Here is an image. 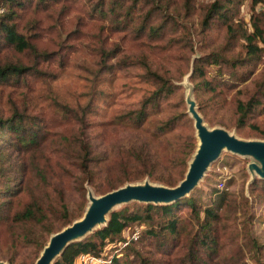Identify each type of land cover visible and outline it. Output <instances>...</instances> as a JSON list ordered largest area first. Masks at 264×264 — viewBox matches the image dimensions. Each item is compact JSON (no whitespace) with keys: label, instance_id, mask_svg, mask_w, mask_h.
<instances>
[{"label":"trees","instance_id":"16d2710c","mask_svg":"<svg viewBox=\"0 0 264 264\" xmlns=\"http://www.w3.org/2000/svg\"><path fill=\"white\" fill-rule=\"evenodd\" d=\"M76 1L80 0H0V43L12 55L0 62V88L29 72L43 77L47 69L48 76L54 77L58 69H48V63L58 58L63 66L68 53L79 45L99 55L101 71L114 66L139 68L154 88L100 124L108 137L100 151L92 147L86 130L92 125L86 121L87 106L79 114L64 106L62 123L73 122V117L77 129L59 131L50 130L45 118L0 110V259L4 257L8 264H14L9 253L20 243L32 250L33 257L19 264H34L49 236L82 216L88 202L85 184L102 195L146 178L174 186L184 177L196 148L191 117L171 70L151 55H166L191 66L194 96L204 119L211 118V106H231L232 126L246 138L264 140V65L258 70L264 56V0H251V29L238 17L241 0L199 4L195 0H86L80 7L83 15L65 32V17ZM258 4L263 8L255 10ZM85 18L99 23L92 44L80 40L87 32ZM188 24L199 38L201 53L196 54ZM114 33L128 38L131 53L117 57L123 45L110 40ZM47 35L52 37L51 48L40 43ZM210 65L215 73L207 76ZM256 71L249 87L238 88L226 98L238 86L235 81L245 82ZM163 105L169 113L156 116L154 112ZM217 124L225 126L221 121ZM13 148L15 160L6 161L13 157L7 150ZM252 184L253 196L264 198V179L256 178ZM250 209L244 193L227 192L217 194L210 206H203L194 194L169 204L130 202L113 209L105 225L69 243L52 264H73L81 253L98 255L108 242L118 243L126 232L131 233L133 225L144 230L110 264H120L123 256L126 264H223L219 258L225 264H246L240 235L261 264L264 244L253 237ZM136 243L154 247L157 254H143ZM228 246L230 254L224 259Z\"/></svg>","mask_w":264,"mask_h":264},{"label":"rangeland","instance_id":"374dc122","mask_svg":"<svg viewBox=\"0 0 264 264\" xmlns=\"http://www.w3.org/2000/svg\"><path fill=\"white\" fill-rule=\"evenodd\" d=\"M210 1L211 0H195V3H208ZM84 2H86V0L74 2L73 8L71 7V13L65 17V32H68L75 26L76 17L79 14L83 15V11H81L80 7ZM255 7V10H260L263 8V4H258ZM1 11H3V8L0 6V12ZM251 14V0H241L238 17H240L250 29ZM193 19L194 28H196V16H194ZM84 20L86 21L84 30L87 32L83 34L80 40H84L83 42L89 41L92 44V35L97 34L99 23L97 21H92L89 18H85ZM176 20L181 23L180 18L176 17ZM104 24H107V21H104ZM188 28L192 36H194L196 43L195 47L197 49L196 54L201 53V50L198 48L199 38L196 32L193 29H190V24H188ZM27 32L30 33L32 31L28 30ZM214 36L217 37V34L215 33ZM51 39L52 37L49 35L43 36L40 43L51 48ZM127 39L126 36H123V33H114L111 35V41H116L114 43L120 42L123 45V49L117 54V57H122L133 51ZM75 42L76 44L80 43L79 40H75ZM127 50L128 52L126 53L125 51ZM150 57L153 61L160 62L171 70L175 82L180 86V94L184 98V102L189 92L188 85L193 86L192 98L197 107V102L194 96V83L190 79V72L192 71L190 69L191 66L185 67L183 63L172 61L166 55L163 57L151 55ZM11 58L12 55H10L8 50L4 51L3 45L0 43V62ZM58 60V58H55L48 63L50 64L48 69L52 67L58 69V72L54 77L48 76L51 72L47 69H44L46 75L43 77L29 72L27 75H21L18 77L12 84L0 88V110L6 114L16 110L19 115L34 117L36 118L35 120L45 118V121L49 123L48 126L50 130L59 131L66 127H68L69 130H72L73 128L77 129V124H75L73 117V122L62 123L64 120L61 118V114L64 111V106L72 108L74 112H77L78 114L80 113L81 108L87 106L89 111L86 113V121L91 122L92 125L86 130L91 137L90 140L92 147L100 151L105 146L106 137V132H104V128L101 127L100 124L111 119L122 109L138 103L144 95L148 94L154 88V85L143 79L142 75L144 74V71L139 68L119 69L118 66H114L107 72L104 70L101 71L98 63L100 61L99 55L91 53L86 45H79L76 49L74 48L70 51L63 66L59 65ZM115 61L116 57L111 60L113 63ZM263 65L264 56L261 63H259L258 70ZM257 71L254 76L245 82L239 80L235 81V84L238 86L228 91L226 93V98L229 99L238 88L249 87L252 80L255 78ZM214 73L215 67L210 65L207 68V76H212ZM185 108L187 112L186 102ZM74 112H70V114L73 115ZM208 112L211 118L207 120L200 114L208 128L223 127L237 137L246 138L232 126L231 106H211ZM55 113H58V117L55 116ZM162 113L168 114L169 107L163 105L159 111L154 112L156 116L160 114L163 116ZM219 121L224 122L225 126L217 124ZM190 124L195 136L193 119H191ZM106 139H108V137H106ZM195 140L197 145L198 140L196 137ZM2 143L4 142L2 141ZM7 153H11L13 157L8 155L9 158L6 161H14L16 150L14 148L8 149ZM251 162H253V160L250 157L234 154L226 150L222 151L220 156L209 165L208 169L199 180L198 185L189 194H194L198 197L203 206H210L212 200L220 192H227L228 194L230 193L234 195L244 193L251 202L250 212L253 215L251 230L253 237L260 243L264 244V198H255L251 192L253 181H251L252 176L248 170V164ZM256 178L259 177L256 175ZM85 185L86 187L88 186L87 184ZM93 195L98 196L94 192ZM122 205L124 204L118 205L115 208ZM131 227L132 230L135 228H138L141 231L144 230V227L138 225H133ZM238 240L242 244L241 256L243 257V261H245L246 264H258L253 258V250L251 246L244 245V237L240 235ZM135 247L141 250L143 254H157V250L152 246H143L141 243H136ZM148 249L151 251L148 252ZM223 252H225V255H223V258L225 259L226 256L230 254V246L226 247ZM9 254L14 256V264H19L21 262L27 263L33 257L32 250L27 249L23 243H20L18 244V247L11 249ZM9 254L8 256H10ZM118 256H120V253H118ZM2 258L3 259H0V261L6 262V260H4L5 258ZM121 258L122 260L120 264H126L124 262L126 257L123 256ZM219 260L225 264L220 258ZM217 261L218 260H216V262ZM260 262L261 264H264V253L261 254Z\"/></svg>","mask_w":264,"mask_h":264},{"label":"water","instance_id":"95a60500","mask_svg":"<svg viewBox=\"0 0 264 264\" xmlns=\"http://www.w3.org/2000/svg\"><path fill=\"white\" fill-rule=\"evenodd\" d=\"M188 86L185 102L187 113L193 119L198 144L184 177L174 186L153 183L146 178L141 182L126 183L98 196H94L87 186L88 202L82 216L49 236L35 264H52L69 243L81 240L105 225L107 215L118 205L130 202L169 204L187 196L198 185L209 165L224 150L252 158L253 162L248 164L251 181L255 180L256 175L264 179V140L237 137L223 127L208 128L192 98L193 86ZM0 264L8 263L0 261Z\"/></svg>","mask_w":264,"mask_h":264},{"label":"built area","instance_id":"2783aa9c","mask_svg":"<svg viewBox=\"0 0 264 264\" xmlns=\"http://www.w3.org/2000/svg\"><path fill=\"white\" fill-rule=\"evenodd\" d=\"M138 236L139 229L135 228L131 233L126 232L120 242H108L98 255L89 253L79 254L73 264H110L113 257L118 255L119 250L127 246L131 241L137 240Z\"/></svg>","mask_w":264,"mask_h":264}]
</instances>
